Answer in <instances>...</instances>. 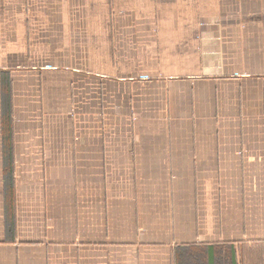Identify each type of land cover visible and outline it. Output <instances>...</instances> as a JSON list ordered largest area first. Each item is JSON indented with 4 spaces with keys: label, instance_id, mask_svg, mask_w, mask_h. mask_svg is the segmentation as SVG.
Listing matches in <instances>:
<instances>
[{
    "label": "crops",
    "instance_id": "crops-1",
    "mask_svg": "<svg viewBox=\"0 0 264 264\" xmlns=\"http://www.w3.org/2000/svg\"><path fill=\"white\" fill-rule=\"evenodd\" d=\"M0 264H264V0H0Z\"/></svg>",
    "mask_w": 264,
    "mask_h": 264
}]
</instances>
